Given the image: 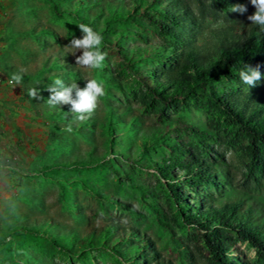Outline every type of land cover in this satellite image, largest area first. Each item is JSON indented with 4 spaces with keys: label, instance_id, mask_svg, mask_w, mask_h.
I'll list each match as a JSON object with an SVG mask.
<instances>
[{
    "label": "rangeland",
    "instance_id": "374dc122",
    "mask_svg": "<svg viewBox=\"0 0 264 264\" xmlns=\"http://www.w3.org/2000/svg\"><path fill=\"white\" fill-rule=\"evenodd\" d=\"M103 1L60 0L57 10H74L100 31L107 15L99 8ZM165 1L149 0L157 9L166 8ZM183 2L196 18V45L220 34L238 39L250 29L264 37L259 26L247 19L255 12L250 0H232L234 5L247 6L244 14L231 12V8L219 10L210 0ZM117 5L133 8L131 1L126 4L119 0ZM134 14L136 26L114 24L121 37L111 39V46L101 45L106 59L100 68L90 69L77 66L75 57L68 54L71 50L65 48L73 37H82L69 17L54 16L49 5L41 0H0V78L9 80L13 73L24 69L20 85L3 84L0 91L12 98L6 101L8 107L18 111L23 120L39 122L33 129L35 141H28L26 146L18 144L20 154L9 147L0 150V264H129L120 254L130 245L128 241L133 242L130 229L139 233L137 238L144 237L146 244L139 246L144 253L133 258L132 264H211L193 231L190 228L180 231L172 221L175 208L168 185H177L180 172L170 170L176 178L173 183L161 178L158 172L146 167L139 151L141 143L148 141L154 132L167 137L169 142L187 143L191 141V128L213 131L202 110L185 108L179 102H165L163 110L155 113L143 111L141 97L153 96L150 87L154 86L156 73L172 68L175 41L160 29L157 22H166L160 16L155 17L154 12L147 19L138 16L140 11ZM41 28L49 33L39 32ZM260 71L264 74V69ZM56 78L66 84L76 82L81 88L87 79L102 82L105 94L89 118L75 120L70 105L53 108L46 103L49 93L45 88ZM32 87L41 89L43 100L29 97L28 90ZM245 90L264 94V79L249 89L245 85ZM107 111L114 140L108 152L100 128ZM73 124L77 128L81 125L80 131H69V125ZM51 129L57 136L52 142L48 139ZM88 152L93 157L109 159L111 170L92 165L73 171L40 170L55 162L85 160ZM205 152L216 160L223 182L218 188L180 183L177 189L183 192L188 204L198 202L205 207L207 202L223 200L227 192L264 203V172L255 176L257 183L247 178L245 159L237 148L211 143ZM147 154L155 161L169 158L165 148L149 147ZM83 183L115 199L118 205L101 207L82 187ZM150 205L157 207L159 221L155 220ZM21 223L57 240L66 253L58 245L47 253L40 237L12 232ZM102 231L106 232L103 244L80 254L83 242L89 239L96 242ZM224 233L230 238L233 235L227 230ZM117 244L121 248L115 251L113 247ZM231 247L234 249L229 254L231 258L252 260V250L245 244L232 242Z\"/></svg>",
    "mask_w": 264,
    "mask_h": 264
},
{
    "label": "trees",
    "instance_id": "16d2710c",
    "mask_svg": "<svg viewBox=\"0 0 264 264\" xmlns=\"http://www.w3.org/2000/svg\"><path fill=\"white\" fill-rule=\"evenodd\" d=\"M41 1L49 5L50 12L54 16L64 14L77 26L83 23L97 31L90 21L79 17L74 10L58 11L57 5L60 0ZM118 1L105 0L99 6L101 10L107 12L106 18L102 20L101 30L97 31L103 36L102 45L111 46V39L121 37L114 24L134 23L136 26L138 22L133 16L137 11H140L137 15L145 19L150 17L151 12L155 13V17L157 15L164 19L165 24L160 22L157 24L175 41L173 44L175 60L172 68L156 73L154 86L150 87L153 96L148 99L141 97L143 111L147 114L155 113L156 110H163L165 102L173 104L179 102L185 108L202 110L208 119L210 130L213 131L212 133L191 128L189 130L191 141L187 143L169 142L167 137L154 132L148 141L141 143L139 154L143 156L146 167L158 172L161 178L171 183L176 181V178L171 175L170 170L176 169L180 172L177 185H168L175 208L173 223L180 231H184L185 228L193 231L194 237L206 250L211 264H264V203L262 201L236 192H227L223 200L207 202L205 207L200 206L198 202L192 206L185 201L183 192L177 189L180 183L189 187L205 184L218 188L222 185L220 183L223 180L216 160H212L205 152L211 143L237 148L245 159L246 177L256 183L255 176L264 172V94L248 92L239 78V72L245 65L252 67L260 65V70L264 69V37L250 29L238 39L220 34L196 45L194 35L196 18L183 0H166V8L160 9L154 7L149 0H124L126 4L128 1L132 2L131 9L117 5ZM210 2L222 11L234 6L232 0H210ZM73 5H78V2ZM39 32L49 33L44 28L39 29ZM130 62L131 60L128 61L131 68L133 66ZM73 125L71 130L80 131L81 125L78 128ZM88 126L90 124L83 125V127ZM111 127V116L107 111L100 124L107 152L114 144ZM54 130L51 129L48 134L50 142L57 137ZM149 147L167 149L169 158L151 160L147 154ZM91 165L101 170H111L109 159L105 156L93 157L92 152H88L85 160L55 162L42 166L40 170L49 171L56 168L73 171L86 169ZM82 187L99 201L101 207L118 205L115 199L93 191L85 183ZM149 209L155 220L159 221L160 214L157 207L150 205ZM226 230L233 233L231 238L225 235ZM12 232L40 237L47 253L53 251L55 245L66 253L57 240L47 238L43 232H38L25 223L18 224ZM128 232L134 237L133 242L128 241L130 245L126 246V251L120 255L132 264L133 258L144 253L140 247H145L146 244L144 237L137 238L139 233L136 230L130 229ZM105 236L106 232L102 231L96 242L92 243L90 239L83 242L80 254L102 245ZM172 241L175 245L174 240ZM232 242L245 244L251 249L252 260L231 258L229 254L234 250L231 247ZM119 247L121 248V244H117L113 249L116 251Z\"/></svg>",
    "mask_w": 264,
    "mask_h": 264
},
{
    "label": "clouds",
    "instance_id": "9594fccd",
    "mask_svg": "<svg viewBox=\"0 0 264 264\" xmlns=\"http://www.w3.org/2000/svg\"><path fill=\"white\" fill-rule=\"evenodd\" d=\"M250 3L255 8V12L248 15L247 19L264 32V0H250ZM230 11L244 14L247 12V6L236 4L231 7ZM78 27L82 37H73L70 43L65 46L71 50L68 54L75 57L77 66L90 69L100 68L107 55L101 50L103 36L87 24L81 23ZM78 51L81 52L80 55H76ZM23 73L24 69L13 73L8 83L20 85L23 81ZM239 78L249 89L257 86L258 82L264 79V74L260 71V65L255 67L245 65L239 72ZM45 90L49 93L46 103L50 107L70 105V112L75 114L74 119L79 121H83L93 114L98 107L100 98L105 94L102 82L97 79H87L85 86L81 88L76 82L66 84L62 79L56 78ZM28 95L33 100L44 99L41 96V89L38 87L30 88ZM68 130L71 131V125Z\"/></svg>",
    "mask_w": 264,
    "mask_h": 264
},
{
    "label": "crops",
    "instance_id": "0c3cea01",
    "mask_svg": "<svg viewBox=\"0 0 264 264\" xmlns=\"http://www.w3.org/2000/svg\"><path fill=\"white\" fill-rule=\"evenodd\" d=\"M10 99H12L10 96L6 97L0 91V150L9 147L13 152L20 154L21 149L18 144L26 146L28 141L30 143L35 141L37 137L33 129L39 125V122L23 120L18 111L8 107L7 102H10ZM29 132H31L30 136Z\"/></svg>",
    "mask_w": 264,
    "mask_h": 264
},
{
    "label": "built area",
    "instance_id": "2783aa9c",
    "mask_svg": "<svg viewBox=\"0 0 264 264\" xmlns=\"http://www.w3.org/2000/svg\"><path fill=\"white\" fill-rule=\"evenodd\" d=\"M8 81H9V80H5V79L0 78V86L3 85V84H4V85H10V84L8 83Z\"/></svg>",
    "mask_w": 264,
    "mask_h": 264
}]
</instances>
